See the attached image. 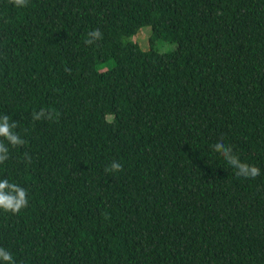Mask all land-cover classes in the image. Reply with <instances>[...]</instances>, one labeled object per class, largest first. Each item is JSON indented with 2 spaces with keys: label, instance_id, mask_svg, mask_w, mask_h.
Instances as JSON below:
<instances>
[{
  "label": "trees",
  "instance_id": "trees-1",
  "mask_svg": "<svg viewBox=\"0 0 264 264\" xmlns=\"http://www.w3.org/2000/svg\"><path fill=\"white\" fill-rule=\"evenodd\" d=\"M4 116L14 264H264V0H0Z\"/></svg>",
  "mask_w": 264,
  "mask_h": 264
},
{
  "label": "clouds",
  "instance_id": "clouds-1",
  "mask_svg": "<svg viewBox=\"0 0 264 264\" xmlns=\"http://www.w3.org/2000/svg\"><path fill=\"white\" fill-rule=\"evenodd\" d=\"M100 33L94 32L90 34L91 38L87 40V43H92V38H99ZM111 119V117H109ZM16 127L14 122H10L9 117L4 116L0 118V137H4L7 143L12 145L21 144L23 141L13 131ZM4 141H0V163L8 159V146ZM217 150H220L224 160L230 166H233L237 170L238 175L242 174L244 177H255L260 174V168L255 165L247 163H241L238 156L232 155L231 145L226 144L224 140H217L213 145ZM121 165L114 163L109 170L118 171ZM13 189L17 194L15 196L5 194V190ZM28 203L26 199V191L16 185H10L7 180L0 179V210L5 212H18ZM0 264H14V258L11 253L6 249L0 248Z\"/></svg>",
  "mask_w": 264,
  "mask_h": 264
},
{
  "label": "rangeland",
  "instance_id": "rangeland-1",
  "mask_svg": "<svg viewBox=\"0 0 264 264\" xmlns=\"http://www.w3.org/2000/svg\"><path fill=\"white\" fill-rule=\"evenodd\" d=\"M151 33V27H144L137 34V36L134 37V40L139 43V45L144 51H148L150 49L149 38L151 36ZM156 49L160 53H170L177 49V45L170 42L159 41L157 42Z\"/></svg>",
  "mask_w": 264,
  "mask_h": 264
}]
</instances>
